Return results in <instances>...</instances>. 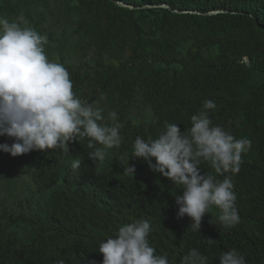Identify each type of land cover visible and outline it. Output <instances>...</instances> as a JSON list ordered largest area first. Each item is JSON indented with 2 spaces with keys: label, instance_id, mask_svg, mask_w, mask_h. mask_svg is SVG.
I'll return each instance as SVG.
<instances>
[{
  "label": "trees",
  "instance_id": "1",
  "mask_svg": "<svg viewBox=\"0 0 264 264\" xmlns=\"http://www.w3.org/2000/svg\"><path fill=\"white\" fill-rule=\"evenodd\" d=\"M21 13L47 36L45 53L66 67L73 92L98 102L106 121L117 112L123 141L104 161L88 157L85 141L0 151V264H101L100 241L137 220H148L149 243L169 264L192 248L208 264L230 249L264 264V0H0V16ZM206 99L213 124L251 147L232 177L240 222L224 228L213 206L197 233L176 215L181 186L132 154L136 136L155 139L165 122L190 128Z\"/></svg>",
  "mask_w": 264,
  "mask_h": 264
},
{
  "label": "clouds",
  "instance_id": "2",
  "mask_svg": "<svg viewBox=\"0 0 264 264\" xmlns=\"http://www.w3.org/2000/svg\"><path fill=\"white\" fill-rule=\"evenodd\" d=\"M47 43V36L31 27L23 13L14 20L0 16V137L12 138L10 144L0 143V151L13 157L50 149L67 152L73 141H85L88 157L104 161L108 150L121 146L124 125L116 111L108 112L109 123L98 102L89 103L73 92L66 67L47 57ZM215 108V102L206 99L191 115L187 130L165 122L157 138L138 135L133 142V158L142 159L151 171L181 186V194L175 195L176 215H187L191 231L197 233L213 206L219 210L218 220L224 228L240 222L232 177L240 171L242 153L251 147L250 139H237L213 124L209 111ZM202 163L209 164L223 179L202 172ZM80 165L77 157L71 168L79 169ZM128 171L134 173V166L128 165ZM150 231L148 220L120 226L114 235L100 241L97 251L102 254L101 264H169L168 258L157 255L150 245ZM207 243L214 240L207 239ZM180 264H208V260L192 248ZM219 264L247 262L240 252L230 249L220 254Z\"/></svg>",
  "mask_w": 264,
  "mask_h": 264
},
{
  "label": "water",
  "instance_id": "3",
  "mask_svg": "<svg viewBox=\"0 0 264 264\" xmlns=\"http://www.w3.org/2000/svg\"><path fill=\"white\" fill-rule=\"evenodd\" d=\"M119 4H122V3L119 2ZM216 12H218V11H210V13H216Z\"/></svg>",
  "mask_w": 264,
  "mask_h": 264
}]
</instances>
